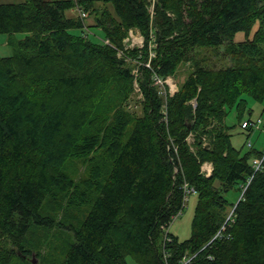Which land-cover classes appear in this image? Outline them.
<instances>
[{
	"label": "trees",
	"instance_id": "obj_1",
	"mask_svg": "<svg viewBox=\"0 0 264 264\" xmlns=\"http://www.w3.org/2000/svg\"><path fill=\"white\" fill-rule=\"evenodd\" d=\"M75 6L107 44L82 36ZM130 30L141 48H125ZM16 33L27 36L0 57V264H32L53 230L66 237L46 264H264V158L251 165L264 151L242 154L224 124L231 108L244 122L246 97L264 101V0L0 4V34ZM220 47L225 66L197 55ZM182 63L191 73L160 96L155 79ZM135 67L140 112L125 107ZM69 162L85 171L69 175ZM189 189L179 240L167 230Z\"/></svg>",
	"mask_w": 264,
	"mask_h": 264
},
{
	"label": "rangeland",
	"instance_id": "obj_2",
	"mask_svg": "<svg viewBox=\"0 0 264 264\" xmlns=\"http://www.w3.org/2000/svg\"><path fill=\"white\" fill-rule=\"evenodd\" d=\"M54 1V0H50ZM76 1V0H73ZM151 3L153 0H148ZM25 0H0V4H19L23 3ZM101 4H97V8H100ZM76 8V7H75ZM75 8L72 9L70 12L67 13L68 16L77 17V13ZM110 8V7H108ZM150 13L153 14V8L151 6ZM78 18V17H77ZM81 20V19H80ZM83 22V26H91L94 23V18L92 15L86 16ZM89 31L88 38L90 37L93 40L100 41L103 39V33L97 30L94 27L87 28ZM27 34L24 33H16V34H0V57H9L15 52V44L11 42H18L24 39ZM243 39V33L239 32L235 35V40L239 41ZM125 48H141L143 45V37L141 36L138 30H130L128 32L127 37L123 41ZM223 47L219 48L217 53H213L208 50L198 51L197 55L199 58H204L205 63L212 67H222L229 63L228 59L223 57L222 55ZM152 48L148 54V61L144 64L146 67H149V61L153 57ZM129 61V60H127ZM192 68L189 64L182 63L178 66L177 70L175 71L174 75L170 78H167L161 83L155 85L159 89L160 96H163L165 92H169V90L176 91L177 88L181 85L184 79L191 73ZM132 74L135 76V80L133 83L134 92L131 95L129 101L126 103L125 107L127 110L140 112L138 107L139 101L141 100V93L139 92V88L137 86L136 77H137V68L135 67L132 70ZM167 86V88H165ZM247 109L243 114L244 121H251L255 122L257 119L261 120V126L259 129L251 127V130L242 129L239 119L238 113L235 108H231L228 110L227 116L224 120V124L227 127L228 133L231 135V143L233 147L240 149L241 153L244 154L250 149L246 146L247 142L249 141L252 145V149H256L257 151H264V101L262 103L254 101L251 98H247ZM191 141V140H190ZM69 165V166H68ZM69 175H73L74 171H77V178L85 171L84 166L78 165L76 163L69 162L67 164ZM204 166H207L205 164ZM205 173V171H204ZM224 198L228 201V205L226 206V211H230L231 205L236 204L239 200V193L233 190L225 193ZM196 205V195L195 193H189L186 195V200L184 204V208L182 212L172 221L168 228V232L177 236L179 240H186L190 236V227L191 221L194 213V208ZM77 214L79 213L76 211ZM77 217V215H76ZM46 236V243L44 247L40 249L38 255L33 253L32 256L28 257V261L33 262L32 264H46L51 261V258L54 254L59 253L60 247L63 245V240L66 237V233H62L59 230H53L49 232ZM127 264H137L131 258H127Z\"/></svg>",
	"mask_w": 264,
	"mask_h": 264
},
{
	"label": "built area",
	"instance_id": "obj_3",
	"mask_svg": "<svg viewBox=\"0 0 264 264\" xmlns=\"http://www.w3.org/2000/svg\"><path fill=\"white\" fill-rule=\"evenodd\" d=\"M76 12H77V15H78V17L80 18V19H84L85 17H86V13L83 11V10H81L80 8H76ZM84 33H83V36L84 37H86L87 36V32H86V29H84ZM153 41H154V35L151 33L150 34V41H149V51L151 50V48L153 47ZM104 43L105 44H107L108 43V40H105L104 41ZM153 54V53H152ZM154 55V54H153ZM155 83L156 84H159V83H161V80H159V79H155ZM169 92L171 93V91L169 90ZM261 120L260 119H257L255 122H243L242 123V125H241V127L243 128V129H247L248 127H254V128H256V129H259V127L261 126ZM248 148H251V143L248 141L247 142V145H246ZM263 158H264V155H262L261 157H256V158H253L252 160H251V165H252V168H253V170H255V171H257V170H259L260 168H261V166H262V162H263ZM194 191L193 190H191V189H189V190H187V193H193ZM180 214V213H179ZM178 214V215H179ZM177 215V216H178ZM177 216H175L174 217V219L177 217ZM173 219V220H174ZM166 240L167 241H169V238L168 237H166Z\"/></svg>",
	"mask_w": 264,
	"mask_h": 264
},
{
	"label": "crops",
	"instance_id": "obj_4",
	"mask_svg": "<svg viewBox=\"0 0 264 264\" xmlns=\"http://www.w3.org/2000/svg\"><path fill=\"white\" fill-rule=\"evenodd\" d=\"M207 167V169L209 168L210 169V167L209 166H206Z\"/></svg>",
	"mask_w": 264,
	"mask_h": 264
}]
</instances>
